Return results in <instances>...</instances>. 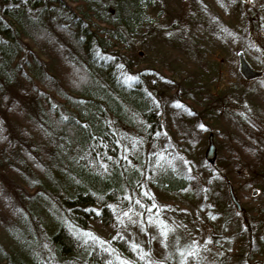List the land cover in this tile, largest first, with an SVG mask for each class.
Segmentation results:
<instances>
[{
  "label": "trees",
  "instance_id": "1",
  "mask_svg": "<svg viewBox=\"0 0 264 264\" xmlns=\"http://www.w3.org/2000/svg\"><path fill=\"white\" fill-rule=\"evenodd\" d=\"M235 2L242 8L252 3ZM161 5L158 0H0V167L25 200L16 204L0 179V221L10 224L0 226V264H146L149 255L120 234L109 242L89 235L90 221L113 224L127 211L143 218L142 204L160 195L186 202L193 197V174L177 165L179 151L162 134L165 111L152 92L154 72L136 53L138 36L164 14ZM251 16L234 12L235 25L247 21L252 37L236 30L241 48L235 44L231 56L260 57L263 77L256 81L262 82L264 12ZM163 80L168 83L161 89L179 94L180 83ZM35 82L44 84L40 93L42 85ZM191 88L193 95L185 92L173 102L183 120L198 117L194 108L206 103L197 97L200 85ZM163 90L159 96H172ZM43 94H53L54 103L41 100ZM200 114L207 122L216 120L214 109ZM5 116L18 121V133ZM175 124L184 133L181 123ZM251 187L264 193L260 183ZM206 197L199 192L202 211L208 209ZM213 205L220 209L209 217L217 228L234 218L226 201L214 196ZM41 213L48 220L44 227L35 225L45 230L48 247L28 232ZM254 217L264 221L263 206ZM176 253L170 255L173 262Z\"/></svg>",
  "mask_w": 264,
  "mask_h": 264
},
{
  "label": "rangeland",
  "instance_id": "2",
  "mask_svg": "<svg viewBox=\"0 0 264 264\" xmlns=\"http://www.w3.org/2000/svg\"><path fill=\"white\" fill-rule=\"evenodd\" d=\"M158 2L160 5L163 3L161 8L164 14L154 27L142 31L138 36L136 53L139 54V61L146 62L150 66L148 70L154 72L150 79L152 92L156 102L165 111L162 117V134L179 151L176 155L177 165L186 170L187 174H193L191 183L195 191L187 202L176 199L177 196L160 195L156 202L151 200L143 203V218L138 217V213L133 215L127 211L113 224L106 225L98 219H92L88 234L92 233L104 242H109L120 234L130 244L133 242L134 246H139L142 255H149L146 264H167L168 261L171 264L264 263V221L260 224L258 217H254L264 207V193L254 195L257 189L251 187L253 182L264 187V80H239L235 74V71L240 73L239 59L231 56L235 44L236 48H241L236 30L245 33L244 36L249 40L252 37L251 25L247 21L235 25L234 12L240 11L250 17L256 11L262 14L264 0H253L247 8L239 7L235 0ZM191 39L195 42L194 46L189 43ZM262 40L264 41V36ZM245 58L256 71H260V57L248 56L246 53ZM141 68L143 65L137 71ZM163 79L173 84L175 81L180 83L181 86L177 88L179 94L173 95L171 89H161H166L165 84L168 83L166 81L162 84ZM38 84L42 85L37 87L40 93L44 84ZM38 84L35 82V85ZM197 84L200 85L197 97L199 95V101L206 103L194 108L198 111V117L183 120L179 111L174 109L173 102L185 92L193 95L191 87ZM162 90L172 96H159ZM12 94L19 100L23 99L16 88H13ZM44 97L54 103L53 94H43L41 100ZM168 102H172L173 106L166 111ZM30 103L26 100L27 109ZM227 103H231V106L227 107ZM212 109L216 120L207 122V118L200 112L207 114ZM5 117L9 119L12 132L18 133V121ZM24 119L23 122L27 124L35 122L30 118ZM176 120L181 123L180 128L184 133H180ZM210 138L216 149L213 163L206 160ZM169 144L164 145L166 149L171 147ZM0 179L16 204L23 206L25 200L20 190L3 167H0ZM220 181L222 184H217ZM215 182L217 185H214ZM228 182L233 185H228ZM230 186L242 207L241 212L231 200ZM202 191L207 196L205 201H208V209L203 211V207L198 206L199 192ZM214 196L220 201H226L225 208L234 217L223 222L220 228H217L215 220L209 218L210 212L217 214L220 211L213 205ZM45 220L48 219L44 213L34 217L30 221L28 232L32 231L37 241H45L44 246L48 247V242L44 239L45 230H37L35 225L37 223L38 227H44ZM7 222L0 221V226H10ZM26 237H30L29 233ZM180 246L182 247L176 253V248ZM172 253L179 256L177 262L172 261Z\"/></svg>",
  "mask_w": 264,
  "mask_h": 264
},
{
  "label": "water",
  "instance_id": "3",
  "mask_svg": "<svg viewBox=\"0 0 264 264\" xmlns=\"http://www.w3.org/2000/svg\"><path fill=\"white\" fill-rule=\"evenodd\" d=\"M243 3H249L252 2L253 0H241ZM239 71L241 73V75L244 77L245 80L247 81H251V80H255V79H259L262 77V72L260 71H256L251 64L246 60V58L244 57L243 53L239 54ZM211 142H210V147L209 150L206 154V160L209 163H213L214 161V152H215V146L214 143L212 141V138H210ZM229 191H230V197L232 199V202L234 203V205L237 207L238 211L241 212L242 211V207L238 201V199L236 198L233 188L230 186L229 187ZM254 195H257V191L254 192ZM252 264H264L262 261H255Z\"/></svg>",
  "mask_w": 264,
  "mask_h": 264
}]
</instances>
